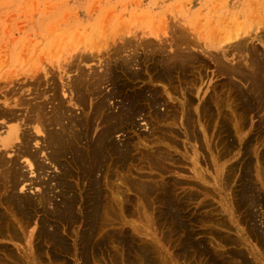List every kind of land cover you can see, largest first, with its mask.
Returning a JSON list of instances; mask_svg holds the SVG:
<instances>
[{
	"label": "rangeland",
	"instance_id": "obj_1",
	"mask_svg": "<svg viewBox=\"0 0 264 264\" xmlns=\"http://www.w3.org/2000/svg\"><path fill=\"white\" fill-rule=\"evenodd\" d=\"M183 30H186L191 37V41L193 43L191 46V50L193 53L195 52L194 56H197L196 58H198V60H201L205 63V67L203 66L198 68L197 66V69L195 70L198 71H194L196 75L193 72L194 68L191 69L193 72V74L191 72L192 78H196V76H198V78H201V81H198V84L196 86L194 85V87H191V84H195V81L193 82L191 81L192 79H190V86L186 85L183 81L178 80L180 79L177 78L179 75H175L177 77L174 80L175 83L173 81L172 84H168V82L165 83L154 81V79H152V74L149 71H146V66H151L153 64V61H145V41L149 40L156 43L161 39H170L168 42L169 46L167 50L168 52H173L174 47L172 48L170 46V43L173 39L175 40L176 35ZM237 34L241 35L242 38H245L247 40L249 39L247 43L250 48V59L252 58L254 60H257L260 62V64L264 65V0H0L1 74L13 69L20 71V68V72H23L25 71V69H28V66L33 64L34 62H38V64L39 62H42L43 64H47L50 66H55L57 62H59L60 64L69 63L73 57L80 54L92 55L95 58L90 62L82 63V65L85 66L86 69L89 68V66H93L94 69L98 71V73L100 71L101 74H105V69L103 67L100 68L99 65L101 64V62H103L104 55L109 56L114 53V51H116L118 54L117 57H121V59H133V63L131 64V68L128 74L129 76H126L127 78L124 76V78L121 77L118 80L119 84H113L114 86L111 82L106 81L105 83H103L104 85H102V88H100V95L106 96V99L108 101L107 110L114 116L118 114L116 117L120 116V118H123L126 117V113H128V116H130L134 112V114L131 115L132 117L130 116V121L125 122L126 124L123 123V128H119V130H117V133L115 131L114 135H111L112 137L110 136V142L112 143L113 141V143L116 144H111V146L114 145L112 147L115 149V155L113 156V159H119H117V161L113 160V162L111 163L107 162L110 165L105 169L106 173L104 172V170H102L101 173H98V177L100 178L102 186L101 189H104L103 193L105 195L106 193H108V195H106L107 199L109 198L108 202L111 201L110 198L112 196L115 197V199L118 198L117 200H115V203H120V200H129L130 202L128 201V203H124L122 201L123 204L121 202V206L115 204L117 208L119 206L118 209L114 206V208L117 209L115 210V212H118V214L116 215L118 216L120 214V217L118 216L117 218L118 220L115 219L117 216L114 214L113 219L116 220V223L114 222V220V223L106 222V224L109 225L108 227L105 223L99 222V224L97 225L99 229L97 230L100 231L101 224L103 225L102 227H104L105 225L108 229H106L105 227L104 229L106 230L96 232V235L93 239L92 248H88L87 245H83V242H85L84 244H87L86 236H81L82 234H86L85 229L87 227L89 228L90 226L88 225L89 223L85 222L87 219H85V215L86 217L88 215V198L92 190L90 186L91 181L87 180V178L89 179V177L86 178L84 174L85 169L80 166H78L77 169L75 167L72 168L73 166H70L69 163H66L69 162V160L64 161L66 160V158H64L62 160V163H66L64 166L69 165L67 166V169H72L71 174L68 176V174H64V168L63 172L62 169V171H60L59 165L56 166L55 163H47L48 160H46L44 154H42V156L40 157L41 160L39 159V161L41 162L44 160L43 163L47 164H43L45 165L44 170H36V172H38L37 174L36 172L33 175L30 174V171H28L29 168L27 167L28 169H26V167L24 166L26 165L24 163V159L20 160L19 162L21 163V167H24H22L23 171H25L24 173H28L26 174L27 177L29 176L30 179H34L33 181L37 180V183L43 182V184H38L36 186L31 185L30 188L27 186L29 189H24L25 191L23 190V193L21 189H17L15 191V194L21 192L18 195L28 196L29 194L36 199L40 195L42 188L45 189V187L47 186L49 191L57 196H55L54 194L52 196V193L50 194L51 200H55V202H53L54 204L51 203V205L47 204L45 211H47L48 209V213H57V215L60 211L58 209V211H56L55 208H58L59 206L62 207V203L66 194L68 196L70 194H73L77 197L76 199L80 198L79 200H77L79 202H77L78 204H76V209L74 208V212L76 214L73 223L77 222L78 224L75 223L74 225L71 221L66 220V218L65 221H62L64 217L61 218L59 217V215L58 217L57 215H55L54 217L48 216L47 218V220H50V225H54V222H58L56 232H54L53 228L51 227L49 228V231H53L57 238H64V240L67 241L66 243H69L68 251L70 252L67 251L66 253H58L59 250H56L57 255L55 256L60 257L58 259L56 258L57 260L54 257V259H52V251H55V249L50 248V242L41 241L40 243L39 239L36 238L38 229H40V226H42V219L44 220V213L42 211V208V210L38 209L40 211L34 214L36 217L32 214L33 218L31 217L30 219H25L26 216H23L21 213H18L15 210H13L11 214L10 208H8V206H0L1 212H5V215L7 216L11 224H14L16 222L15 226L18 227V224L20 225L23 223V221L25 222V224H22L24 226V234L20 232V234L24 236V238L14 241L7 240L6 238H0V246L9 248L11 247L10 249H12L17 256L19 254V256H21L22 254H24L23 252H26L28 250V242L30 241L31 244L32 242H34L37 246L39 245L37 247L34 245V243L32 244L35 257H39V259H34V262L31 261L34 264H38V262H40V264H49V262L50 264H64L65 262L67 264H124L125 261H127L125 263L131 261L133 264H138L140 260L141 262H145L146 264V261H142L143 259H145L144 248L146 247L147 252H151L149 253V256L152 255L155 259L158 260V262L162 261V264H224V262L225 264H264V235H262L264 234V108H262L264 107V105L261 103H257V100L255 101L254 99L253 106L248 107L245 103L244 105H242L243 103L241 102L243 100H241V98L240 100L238 99L239 97L235 99L234 97L236 96L230 87L231 80L227 78V74H224L222 71H220V67L218 66L219 64H217V62H215L211 58V56L207 55V53H205L201 49L202 45H211L212 47L209 48V51H213L216 54V52L218 51L213 49V45L217 46L223 44L231 46V43L237 41V39H229L228 37L235 36ZM120 48H123V53H120L118 51V49ZM232 53L233 52L229 54V61H227L228 65L231 64L232 67L237 66L239 64L237 62H240V66L238 67L247 66L250 64L251 61L249 59V55L247 56V58H245V56L238 55L237 52H234L236 53H233L234 55ZM6 61L8 63H5ZM235 63H237V65ZM2 65L5 66L3 67ZM70 75L74 74L71 73ZM233 79L231 83L235 81L237 85L239 83V87L241 83L239 82V79ZM175 84L178 89L177 87L173 86ZM241 84L242 87L240 86L239 88L240 90L242 89L244 91L246 87L245 84L247 83ZM113 89L115 93L113 92ZM147 91H149L148 93H150L151 91L158 92V96L162 97L161 104L163 105L159 106V108L157 106L155 109L156 112L155 110H150L149 112L146 111L148 115L145 112L144 103L145 92L147 93ZM212 91L215 92L217 97H215V94L214 96H210L214 93H212ZM67 96L69 97L68 93L66 97ZM75 96L76 95H74V93L71 95L72 98H75ZM135 96H138L139 98L137 97L136 99ZM209 96L210 98H208V101L209 99L212 100L213 98L215 102L217 101L216 103L214 101H212V103L208 102L210 103L209 105L213 104L214 102L215 104L219 105V108L217 109L218 106L215 105H208L209 114L208 112H206L205 114L200 110L203 106L202 104L205 103V99ZM66 97L65 100H70V98L67 97V99ZM96 97L99 98L98 96ZM192 98L195 102H193ZM132 99H136L137 103L135 102L132 112H130V110L127 112L126 109L128 108L129 102ZM91 103L92 102L89 100L87 102H82L83 105H77L78 107H71V113L75 109V112H73L72 115L75 116V114L78 113L80 118V115L82 114L84 116L83 117L81 115L82 119H86V117H89L91 115ZM84 105H86V107ZM254 107L256 108V110H253ZM260 107L263 111L260 109ZM195 109L199 111L196 112ZM157 110L160 112H158ZM169 111H171L172 114L177 113V120L169 118V120L167 119V121L162 122L160 121V119H158V121L156 117V120L154 119L155 113L166 114L169 113ZM195 112H200V115L196 114ZM214 112L218 113L214 114ZM151 113L154 114L153 117L151 116ZM212 113L214 114V117L211 116ZM186 114L187 116L189 114L191 115V117L193 116L192 120L196 119L195 121H193L197 124L192 122V130L190 129V127L187 128V125L183 123ZM174 115L172 116L173 118ZM194 115H196L199 120ZM200 116H202V119H200ZM207 116H210L211 118L208 117L207 119ZM76 117H78V115H76ZM203 118H206L205 121ZM90 124L91 127L93 125V129H91L90 127L89 134L92 135L94 134L92 131L94 130L95 132L94 127L96 126H94L95 123L94 121L92 122V120L90 121ZM221 124H223L221 127H224L226 129L223 128V130H220L222 129L219 126ZM236 124L237 126H235ZM103 127L104 125H98L99 132L101 129H103ZM197 127L199 128L196 130ZM124 128L125 130H123ZM190 130L195 133L194 136L190 134ZM224 130H226V133L224 132ZM32 131L33 130H31V132ZM220 131H223L225 134H223V132L221 133ZM234 133L236 135H234ZM5 135L6 134H4L3 136ZM41 136L42 135H40L37 140L35 139L36 142L33 141L34 143L31 144V149H36L35 145L37 141L40 144L43 143V138ZM152 136L157 140L152 139ZM250 140H253V145L249 143ZM157 143L160 144L158 145ZM43 145L45 146L44 143ZM244 146L246 147V149ZM117 149H121L119 150V154L123 153V156L122 154H120V156L116 154L118 153ZM166 151L169 154H166ZM44 152L49 153L50 150L47 149L45 151L44 149ZM125 154H130V156L132 154V157H129L131 160L128 158L129 155L124 158ZM165 155L169 158L165 157ZM149 157L153 158L152 162L154 160L155 165L157 164L159 166L154 167V164L151 166L152 162L150 163L148 161ZM126 159L127 162L129 160L128 163L125 162ZM122 166L124 167V169ZM150 166L153 168H151ZM234 167L236 168V170L234 169ZM115 168L117 170V175H115ZM249 168H252L253 170L251 169L250 172ZM75 169L76 172H74ZM79 169L81 170V173ZM231 169H233L234 171ZM240 170H242L243 172ZM110 172H112V176ZM230 173L233 175L230 176ZM226 175L228 178H226ZM82 176L83 178H81ZM240 176L242 178L244 176V179H242ZM55 177L57 178L55 179ZM62 178L67 179H64L66 182ZM43 179H45V182L43 181ZM224 179H227L228 181ZM240 179L246 180V182H243ZM248 179H250L251 181ZM69 180L71 181L73 186L71 185ZM61 181L66 183V191L68 192L61 193L64 190V188L60 185ZM109 181L113 183H109ZM137 181H143L146 186L150 185L149 187L156 188V193L160 192V194L154 193L153 196H147L145 195V193L141 194V192H145V189L143 188L145 186H143L142 184L143 187H141L139 185L140 182H138V184ZM249 181L251 184L249 183ZM73 182L75 183V185L73 184ZM248 183L250 185L246 187L249 188V191L244 186ZM56 184L59 185V188L56 186ZM124 184H126V186ZM163 184H166L164 185V187L167 186L166 189H168L169 187V191L164 189V187L162 188ZM251 185L255 191L251 189L252 187L250 188ZM136 186L138 187L135 188ZM54 187L57 188L58 193L57 191H55L56 189ZM75 187L78 191L74 189ZM160 188L163 189V192ZM245 188L247 191L245 190ZM3 190L4 189L0 191V195L4 194L3 198H6L7 195L11 194L12 192L11 189H9V191L7 190L6 193H4L5 191ZM75 190L77 192H75ZM164 190H166L168 193L166 192L167 194H164ZM137 192L138 194H141L143 198L145 197L148 202L145 198V201L142 200V196L139 195L141 198L140 199ZM170 193L177 201H175L174 199L172 200L173 202L170 201L172 199L170 197ZM168 194L170 195L168 196ZM244 194L246 196H244ZM249 194H252L253 196L248 197L247 195ZM82 196H84L83 199ZM166 197H170L168 198L169 200H167ZM159 198L163 199L162 202H160L161 199ZM254 198H260V200L262 201L256 200L255 202ZM59 199L61 200V202ZM242 199L244 200V202L246 201L248 205L245 202L246 205L243 204L245 206H243L242 204L240 206L239 203H242ZM139 200L141 201L140 203ZM240 200L242 201L240 202ZM142 201H144V203ZM181 201L183 202V204ZM258 201L260 203H257ZM165 202H169L168 205L171 202L173 203V205L175 203H180L183 206L185 203V206L183 207L182 205H180V207L176 204L174 206V209L177 207V210L174 211L172 204L168 206L166 205L167 203L165 204ZM56 203L58 204V207H55ZM129 203H131L132 205H130ZM142 203L144 205H142ZM127 204L129 205L127 206ZM140 205L142 208L139 207ZM148 205L153 206H151L150 208V206ZM50 206L51 208H53L52 210ZM84 206L88 210L84 209ZM81 207H84V210ZM180 208H183V210H181ZM160 209L161 211L170 210L166 211V213L168 215L171 214V216L169 217L165 214V212L162 211L163 216H165L162 217L161 212H159ZM171 209H173V211L177 213V215H180L182 217L177 216L173 211H171ZM179 209L181 210V212H183L181 213ZM214 211L218 215H216ZM178 212H180V214H178ZM181 214L186 215L184 216ZM15 215L19 218H17ZM102 215L104 214L102 213ZM166 216H168V218ZM183 216L186 218L185 221H183ZM194 216L199 217L196 218ZM22 217L25 218L22 219ZM65 217H67V215ZM176 217H179L178 221ZM12 218L15 219V222H12ZM180 219L182 221H180ZM221 219L225 221L224 224H220L223 222ZM164 221L170 224L167 225ZM173 221L175 222L173 223ZM190 222L192 223L190 224ZM84 224L88 226L86 227ZM110 226L112 228H110ZM187 226H189V228ZM102 227L101 230H103ZM169 229L171 232L168 231ZM173 229L175 233L173 232L174 234H171ZM252 229H256L254 231L255 234L253 235ZM257 230L260 233L262 232V234H259ZM102 232H104L105 235H103ZM113 232H115L117 235ZM192 232L195 233V235ZM63 234H65L66 236ZM126 234L129 235L127 236ZM257 234H259V236H257ZM191 235H194L195 238ZM255 235L257 237H255ZM30 236L32 237L30 238ZM96 236L98 238H96ZM122 237H126L125 240L128 239L126 240L127 246H129V244L132 245L131 243H133L132 246L128 247L129 250H126L125 254H123L124 250L121 247H119L120 249L117 248V243L118 241L120 243ZM260 237H263V239ZM132 239L134 241H132ZM259 240L263 242L261 243ZM109 241H113L116 243L113 244V242L110 243ZM185 241L187 245H185ZM201 241L203 242L201 243ZM78 242L80 245H78ZM189 242H191L192 244ZM196 242H198V245L196 244ZM101 243L103 246L101 245ZM106 243H109L108 247ZM203 243H206L207 245ZM115 245L117 246L116 249L118 251L115 250ZM219 245H222V248ZM34 246L40 250H37ZM97 246L99 247V250ZM104 246H106V248ZM184 246H187V248H184ZM192 246H194V248ZM204 246L206 247L205 252L203 249ZM93 247L95 248L94 250ZM135 247H137V249ZM208 248L210 252L207 250ZM139 249H143L144 254ZM77 250L81 252H77ZM82 250L84 251V253H82ZM183 250H187L188 252L186 251L187 253H185V251ZM117 252L122 253L123 257L119 253L121 259H119V255H117ZM218 252L220 255L218 254ZM0 253L1 260L3 253ZM135 253L136 255H139L138 257H142V259H139L138 262V258L136 257ZM73 254L75 255L74 259ZM92 254H94V256ZM161 255H163V257ZM237 255L241 257L238 258ZM128 256L133 257H131L130 259ZM152 256H150V264L155 263V261L157 262V260L152 258ZM233 256L235 258H233ZM134 257L136 258L137 263L134 262L135 260H132L135 259ZM243 257L246 259L243 260ZM88 258L90 259L89 262ZM37 260L39 261L37 262ZM54 260H56L57 262H54ZM121 260L122 263H119V261ZM23 261H25V259ZM7 262L8 264H12L9 260H4L3 264H6Z\"/></svg>",
	"mask_w": 264,
	"mask_h": 264
},
{
	"label": "bare ground",
	"instance_id": "obj_2",
	"mask_svg": "<svg viewBox=\"0 0 264 264\" xmlns=\"http://www.w3.org/2000/svg\"><path fill=\"white\" fill-rule=\"evenodd\" d=\"M237 21V20H236ZM238 25V24H237ZM175 37V36H174ZM229 39H234V40H236L237 39V41H235V42H233V43H231V46H227V45H223V44H220V45H217V46H215V45H213L214 47H213V49H215V50H217L218 52H216V54L213 52V51H209V48H211L212 46L211 45H202V50L205 52V53H207V55H209V56H211V58L215 61V62H217V64H219L218 66L220 67V71H222L224 74H227V78H229L230 80H231V82H232V79L233 78H237V79H239V82H241V83H247V84H245L246 85V87H245V89H246V91H245V89H244V91L242 90H240V86L242 85L241 83H240V86L238 87V85H239V83H238V85H237V83L235 82H233V83H231L230 82V87H231V89H232V91H233V93L235 94V96L236 97H234L235 99H237L238 97V99L240 100V98H241V100H243L241 103H243L242 105H244V103L246 104V106H253V101H254V99H255V101L257 102V103H261V104H263L264 105V65L263 64H260V62L259 61H257V60H254V59H250V48H249V46H248V40L247 39H245V38H242V36L241 35H239V34H237V35H235V36H230V37H228ZM227 38V39H228ZM172 39H173V37H172ZM171 39V40H172ZM169 40L170 39H166V40H163V39H161V40H159V42H153V41H145V61L147 60V62L148 61H153V64L151 65V66H146V71H149L151 74H152V79H154V81H159V82H168V84L170 83V84H172L173 83V81L175 80V78L177 77V76H175V75H179L177 78H180V79H178V80H181V81H183L186 85H189V84H191L190 82L191 81H195L194 83L195 84H191V87L193 86L194 87V85L196 86L197 84H198V81H201V78L199 77L198 78V76H196V78H192V74H193V72L195 71V72H197L195 69H197V66H198V68H200V67H205V63L204 62H202L201 60H198V58H196L197 56H194V53L192 52V50H191V46H192V41H191V37H190V35H189V33L186 31V30H183V31H181L179 34H177L176 35V37H175V40L173 39L172 41H171V43H170V46L173 48L174 47V50H173V52H168V50H167V48H168V46H169V44H168V42H169ZM250 45V44H249ZM183 46H185V47H183ZM257 49V48H256ZM123 48H120V49H118V51L121 53H123ZM251 51H254V50H251ZM168 52V53H167ZM214 54H213V53ZM231 52H237V54L238 55H240V56H245V58H247V56L249 55V59H250V64L249 65H247V66H241V67H238V66H240V62H237V63H239L238 65H237V63H235L237 66H233L232 67V65L230 66V65H228L227 64V61H229V59H228V57H229V54L231 53ZM232 53V54H233ZM257 53V52H256ZM111 54V53H110ZM234 54H236V53H234ZM233 54V55H234ZM243 54H245V55H243ZM196 55V54H195ZM232 55V56H233ZM252 55V54H251ZM255 55V54H254ZM108 55H104V60H103V62H101V64L99 65L100 66V68L101 67H103L105 70V74L104 73H102L101 74V72L99 71V73H98V71L96 70V69H94V67L92 66H89V68H87L86 69V67L85 66H83L82 65V63L83 62H90V61H92V60H94L95 58H94V56H92V55H77V56H75V57H73L72 58V60L69 62V63H64V64H60L59 62H57L56 64H55V66H50V65H45V64H43L42 62H39V64H38V62H34L33 64H31V65H29L28 67V69H25V71H23V72H20L21 71V68H20V71H18V70H15V69H13V70H11V71H6V72H3L2 74L0 73V191H2V189H4L3 191H5L4 193H6V191L8 190L9 191V189H11V194H9V195H7V197L6 198H3L4 197V194H2V195H0V206H2V205H4V206H8V208H10V212H11V214H12V212H13V210H15V211H17L18 213H21L23 216H26V218L25 219H30L31 217H32V214L34 215V214H36V213H38L40 210H38V209H41L42 211H43V213H44V220L42 219V222H41V225L42 226H40V229H38V234H37V239H39V242L41 243V241H46V242H50V248L51 249H55V251H52V255H51V258L52 259H58L60 256H55V255H57V253H56V250H59V251H62V252H59L58 251V253H66L68 250H69V243L67 244L66 242V240H64V238H57L56 236H55V234H54V232H56V230H57V225H58V222H54L55 224L53 225V224H51L50 225V220L48 219L47 220V218H48V216L50 217V216H52V217H54L55 215H57V213L56 214H50V213H48L47 211H49L48 209H47V211H45L46 210V205L48 204V205H51V203H53V202H55V200L54 201H52L51 200V196H50V194L52 193V192H50L49 191V189L47 188V186L45 187V189H43L42 188V191H41V193H40V195L35 199V198H33V196H30L29 194H28V196L27 195H24V196H22V195H18V194H20V193H18V194H15V191L17 190V189H21L22 190V193H23V190L24 189H29L30 188V186L32 185H38V184H43V182H40V183H37V180L36 181H33L32 179H30L29 178V176L27 177V175L26 174H28V173H24L25 171H23V169H22V167H21V163H19L20 162V160H22V159H24V163L26 164V165H24L25 167H26V169H28L29 168V170L28 171H30V174H34L35 172H36V170H44V168H45V165L47 164V163H55L56 164V166H60L59 167V169H60V171H62L63 170V168H64V170H65V172H64V170H63V172H64V174H68V176L71 174V170L69 169H67V166H73L72 168H76L77 169V167L78 166H80V167H83V169H85V172H84V174H85V176H86V178L87 177H89V179L87 178V180H90L91 181V194H90V196H89V202H88V205H89V210L85 207H83L84 209H86V210H88V215H87V217H86V215H85V219L87 218L88 219V221H87V219H86V221L85 222H87V223H89L88 225H90L89 226V228L85 225V224H87V223H85L84 225L88 228H86L85 230H86V234H82L81 236H86V241H87V244H84L85 242H83V245L85 246V245H87V247L89 248V247H91L92 248V246H93V239H94V237H95V235H96V232H98L99 230H97V229H99V227H97V225L99 224V222H103V223H105L106 224V222H113V217H114V214L116 215V214H118V212L116 213L115 212V210H117L118 208H119V206H121L122 204H123V202L125 203V202H127L128 203V201H119L120 203L122 202V204H120V203H118V202H116L115 203V200H117V199H115V197H111L110 199H111V201L110 202H108V200H109V198L107 199V196L106 195H108V193H106V195L103 193L104 191V189L102 190L101 189V182H100V178L98 177V173H101V171L102 170H104V172H105V169L110 165L109 163H107V162H113V160L115 161H117V159H119V158H117V157H115V158H117V159H113V156L115 155V149L112 147V146H114V145H116V144H114L113 143V141H112V143L114 144V145H112L111 146V142H110V138L112 137L111 135H114V132L116 131V133L118 132L117 130H119V128H123V123H125V122H129L130 121V119H131V115L132 114H134V112L130 115V116H128V113H126V117H121L120 118V116H118V117H116L118 114H116L115 116L110 112H108V110H107V107H108V105H107V103H108V101H107V99H106V96H103V95H100L101 94V92H100V88H102V85H104L103 83H105L106 81L107 82H111L112 83V85L114 84V85H117V84H119V82H118V80L121 78V77H126V76H129L128 74H129V70H130V68H131V64L133 63V59L131 58V59H129V58H122L121 59V57H117L118 56V54H117V52L116 51H114V53H112L111 55H109L108 57H107ZM244 58V57H243ZM201 59V58H200ZM245 60H247V59H245ZM233 61H234V58H233ZM246 62V61H245ZM249 62V61H248ZM247 62V63H248ZM5 63H8L7 61L5 62ZM11 63V62H10ZM149 64V63H148ZM10 65V64H9ZM242 65V64H241ZM245 65V64H244ZM3 66V65H2ZM5 66V65H4ZM3 66V67H4ZM8 66V65H7ZM6 66V67H7ZM217 66V67H218ZM243 67V68H242ZM15 68V67H14ZM194 68V70H193V72H192V70L191 69H193ZM98 69V68H97ZM219 69V68H218ZM100 70V69H99ZM219 71V70H218ZM191 72H192V74H191ZM195 72H194V74H195ZM71 73H73L74 75H70ZM76 73V74H75ZM151 74H150V76H151ZM199 74V73H198ZM197 74V75H198ZM224 74H223V76H224ZM147 75V74H146ZM196 75V74H195ZM132 76V75H131ZM130 76V77H131ZM148 76V75H147ZM123 77V78H124ZM129 77V78H130ZM136 77H137V75H136ZM193 77H194V75H193ZM127 78V77H126ZM126 78H125V80H126ZM190 79H192L191 81H189ZM200 79V80H199ZM124 80V81H125ZM127 80H130V79H127ZM177 80V79H176ZM234 80V79H233ZM118 82V83H117ZM122 82V81H121ZM124 83V82H123ZM174 83H175V81H174ZM188 83V84H187ZM122 84V83H121ZM229 84V83H228ZM233 84V85H232ZM110 85V84H109ZM111 85V86H112ZM113 85V86H114ZM112 86V87H113ZM119 86V85H118ZM173 86H175V87H177L176 86V84L175 85H173ZM190 86V85H189ZM220 86V85H219ZM116 87V86H115ZM242 87V86H241ZM244 87V86H243ZM174 88V87H173ZM172 88V89H173ZM190 88V87H189ZM121 89V88H120ZM175 89V88H174ZM177 89H178V87H177ZM187 90H188V88H187ZM190 90H192V89H190ZM156 91V90H155ZM153 92V91H151L150 93H148L149 91H147V93L145 92V112L146 111H150V110H155L156 109V107L158 106V108H159V106H163L162 104H161V98L162 97H160V96H158V92ZM217 91V90H216ZM113 92H114V89H113ZM119 92V91H118ZM191 92V91H190ZM214 91H212V93H213ZM230 92V91H229ZM67 93L69 94V97L68 98H70V100H65V97H66V95H67ZM74 93V95H76L75 96V98H72L71 97V95ZM115 93V92H114ZM217 93V92H216ZM71 94V95H70ZM191 94V93H190ZM214 94H215V92L213 93V95L211 94L210 96H214ZM231 94V93H230ZM233 94V95H234ZM100 95V96H99ZM114 95V94H113ZM232 95V96H233ZM96 96H98L99 98H97ZM191 96V95H190ZM210 96L209 97H207L206 99H205V103H204V101H203V103L204 104H202L201 106H202V108H201V110L200 111H202V113L204 112L205 114H206V112H208V114H209V106H218L217 107V109L219 108V105H217V104H215L216 102H215V100H214V98L212 99V97H211V99L212 100H210L209 99V101H208V98H210ZM66 97V98H67ZM96 97V98H95ZM107 97H108V95H107ZM136 97V96H135ZM138 97V96H137ZM137 97H136V99H137ZM142 97V96H141ZM215 97H217L216 96V94H215ZM67 98V99H68ZM139 98V97H138ZM231 98V97H230ZM233 98V97H232ZM136 99L134 100V99H132V100H130V102H129V106H128V108L126 109V111L128 112L129 110H130V112H132V110H133V107H134V105H135V102H136ZM193 99V98H192ZM91 101L92 103H91V115L89 116V117H86V119H82V117H81V115H80V118H79V114L77 113V114H75V116L74 115H72V113L73 112H75V109H74V111L71 113V111H72V108L73 107H76L77 105H83V104H85V103H83L82 104V102H87V101ZM138 100H140V99H138ZM137 100V101H138ZM141 101H142V99H141ZM212 101H214L213 102V104H211V105H209L210 103H212ZM193 102H195L194 101V99H193ZM208 102H210V103H208ZM137 103V102H136ZM87 104V103H86ZM89 104V103H88ZM209 105V106H208ZM227 105V104H226ZM255 105V104H254ZM257 105V104H256ZM85 107H86V105H84ZM138 106V105H137ZM245 106V107H246ZM261 106V105H260ZM72 107V108H71ZM78 107V106H77ZM176 107V106H175ZM184 107V106H183ZM262 107V106H261ZM261 107H260V109H261ZM80 108V107H79ZM89 108V107H88ZM169 108H170V106H169ZM173 108V107H172ZM262 108H264V107H262ZM136 109V108H135ZM166 109V108H165ZM199 109V108H198ZM211 109V108H210ZM215 109H216V107H215ZM243 109V108H242ZM241 109V110H242ZM245 109V108H244ZM259 109V108H258ZM140 110V109H139ZM169 110H171V109H169ZM196 110V109H195ZM252 110V109H251ZM253 110H256V108L254 107V109ZM262 110V109H261ZM83 111V110H82ZM110 111V110H109ZM138 111V110H137ZM158 111V110H157ZM166 111V110H165ZM173 111V110H172ZM197 111H199V110H196V112ZM215 111V110H214ZM218 111V110H217ZM260 111V110H259ZM263 111V110H262ZM129 112V113H130ZM155 112H156V110H155ZM158 112H160V111H158ZM185 112V111H184ZM195 112V113H196ZM212 112H213V110H212ZM219 112V111H218ZM218 112H214V114L215 113H218ZM233 112V111H232ZM250 112V111H249ZM261 112V111H260ZM136 113H138V112H136ZM147 113V112H146ZM174 114H176V115H174ZM185 114V113H184ZM196 114H199L200 115V112H198V113H196ZM205 114H204V116H205ZM211 114V113H210ZM213 113H212V115L211 116H213L214 115ZM76 115H78V117H76ZM125 115V114H124ZM147 115H148V113H147ZM174 115V118L172 117ZM236 115V114H235ZM83 116V115H82ZM150 116V115H149ZM148 116V117H149ZM151 116L153 117L154 116V114H152L151 113ZM176 116V117H175ZM180 116V115H179ZM194 116H196V115H194ZM203 116V115H202ZM202 116H200V119H202ZM84 117V116H83ZM157 118V120L158 119H160V121H162V122H164V121H167V119L169 120V118H172V119H176L177 120V113H173L172 114V112L171 111H169V113H162V114H158V113H155V116H154V119L156 120V118ZM193 117V116H192ZM192 117H191V115L189 114L188 116H187V114L185 115V118H184V121H183V123H185V125H187L186 127L187 128H189L190 127V129H191V127H192V122H194L193 120H192ZM208 117H210V116H207V119H208ZM214 117V116H213ZM237 117V116H236ZM264 117V116H263ZM196 118H197V116H196ZM211 118V117H210ZM146 119V118H145ZM149 119V118H148ZM152 119V118H151ZM198 119V118H197ZM204 119V118H203ZM206 119V118H205ZM205 119H204V121H205ZM215 119V118H214ZM232 119V118H231ZM235 119V118H234ZM92 120V122L94 121V126H96V127H94V129H95V132H94V130L92 131L94 134H89V129H90V127H91V124H93V123H91L90 124V121ZM171 120V119H170ZM173 120V121H174ZM199 120V119H198ZM209 120H211V119H209ZM216 120V119H215ZM236 120V119H235ZM159 121V120H158ZM202 121V120H201ZM213 121V120H212ZM211 121V122H212ZM176 122V121H175ZM180 122V121H179ZM181 122H182V120H181ZM180 122V123H181ZM199 122V121H198ZM233 122H234V120H233ZM132 123V122H131ZM155 123V122H154ZM160 123V122H159ZM194 123H196V122H194ZM200 123V122H199ZM236 123H237V121H236ZM263 123H264V121H263ZM104 125V127H103V129H101L100 130V132H99V128H98V125ZM126 124V123H125ZM176 124V123H175ZM174 124V125H175ZM197 124V123H196ZM217 124V123H216ZM219 124V123H218ZM158 125H161V124H158ZM172 125H173V123H172ZM180 125V124H179ZM195 125V124H194ZM193 125V126H194ZM223 124H221V125H219L220 127L222 126ZM127 126V125H126ZM196 126V125H195ZM194 126V127H195ZM235 126H237V124L235 125ZM92 127H93V125H92ZM91 127V129H93ZM185 127V128H186ZM219 127V128H220ZM102 128V127H101ZM199 127H197L196 128V130L198 129ZM204 128V127H203ZM222 129H220V130H223V128L224 127H221ZM224 129H226V128H224ZM230 129H231V127H230ZM238 129V128H237ZM31 130H33L32 132H31ZM121 130V129H120ZM123 130H125V128L123 129ZM122 130V131H123ZM172 130V129H171ZM186 130H188V129H186ZM192 130V129H191ZM190 130V131H191ZM194 130V129H193ZM234 130H236V129H234ZM98 131V132H97ZM226 130H224V132H225ZM238 131V130H237ZM240 131V130H239ZM192 132V133H191ZM190 132V134H192L193 136L195 135V133L193 132V131H191ZM199 132V131H198ZM197 132V133H198ZM221 132V131H220ZM223 132V131H222ZM221 132V133H222ZM223 132V134H225ZM171 133V132H170ZM236 133V132H235ZM234 133V135H236ZM4 134H6L5 136H3ZM199 134V133H198ZM227 134H229V133H227ZM40 135H42L41 137L43 138V140H42V142L45 144V146L43 145V143L42 144H40V143H38V141H37V143H36V149L35 150H33L34 148H32L31 149V144H33L34 142H36V140H37V138H39V136ZM230 135H232V134H230ZM238 135V134H237ZM89 136H90V139H89ZM111 136V137H110ZM191 136V135H190ZM227 136V135H226ZM40 137V138H41ZM153 137V136H152ZM151 137V138H152ZM197 137V136H196ZM195 137V138H196ZM229 137H233V136H229ZM157 138V137H156ZM36 139V140H35ZM150 139V138H149ZM152 139H155L154 137L152 138ZM228 139V138H227ZM39 140V139H38ZM155 140H157V139H155ZM34 141V142H33ZM86 141V142H85ZM154 141V140H153ZM225 141V140H224ZM223 141V142H224ZM252 142H253V140L251 141L250 140V144L251 145H253L252 144ZM231 143V142H230ZM229 143V144H230ZM248 143V144H249ZM158 144V143H157ZM160 144V143H159ZM158 144V145H159ZM173 144V143H172ZM227 144V143H226ZM42 145H43V147H42ZM161 146V145H160ZM246 146V145H245ZM244 146V147H245ZM125 147V146H124ZM230 147V146H229ZM244 147H243V149H244ZM250 147H252V146H250ZM117 148V147H116ZM119 148V147H118ZM127 148H128V146H127ZM44 149H45V151L47 150V149H49L50 150V152L49 153H46V152H44ZM165 149H167V148H165ZM170 149V148H169ZM245 149H246V147H245ZM118 150V149H117ZM119 150H121V149H119ZM119 150H118V153H116V154H118L119 156H120V154H122V156H123V153H120L119 154ZM158 150V149H157ZM156 150V151H157ZM172 150V149H171ZM170 150V151H171ZM125 151V150H124ZM123 151V152H124ZM127 151V150H126ZM121 152V151H120ZM131 153V152H130ZM166 154H169V153H167V151L165 152ZM42 154H44V156L46 157V160H48L47 161V163L45 164V163H43V161H39V159H40V157L42 156ZM117 155V156H118ZM129 155V156H128ZM128 155H124V158L126 157V156H128V158L129 157H132V154H131V156H130V154H128ZM118 156V157H119ZM148 156V155H147ZM146 156V157H147ZM165 157H168V156H166L165 155ZM64 158H66V160H64V161H67V160H69V162H66L67 164L69 163V165H66V166H64L65 164H64V162L62 163V160L64 159ZM169 158V157H168ZM43 159H45V158H43ZM130 159V158H129ZM149 160V162L151 163L152 162V159L153 158H148ZM150 159H151V161H150ZM41 160V159H40ZM45 160V161H46ZM122 160V159H121ZM121 160H120V162H121ZM125 160V159H124ZM123 160V161H124ZM131 160V159H130ZM147 161V162H148ZM119 162V163H120ZM126 163H128L129 162V160H128V162H127V159H126V161H125ZM124 163V162H123ZM149 163V164H150ZM23 164V163H22ZM43 164H45V165H43ZM54 164V165H55ZM114 164H115V162H114ZM114 164H112V165H114ZM154 164V167H158L159 165H155V161L153 160V162L151 163V166ZM62 165H63V167H62ZM252 165V164H251ZM124 166V165H123ZM122 166V167H123ZM150 166V167H151ZM28 167V168H27ZM62 167V168H61ZM114 167H116V166H114ZM114 167H113V170H114ZM121 167V166H120ZM251 167V166H250ZM24 168V167H23ZM53 168V167H52ZM118 168V167H117ZM151 168H153V167H151ZM247 168V167H246ZM253 168V167H252ZM251 168V169H252ZM62 169V170H61ZM76 169H75V171L74 172H76ZM82 169V168H81ZM82 169V170H83ZM121 169V168H120ZM123 169H124V167H123ZM234 169L236 170V168L234 167ZM250 169V168H249ZM249 169H248V171H249ZM251 169H250V172H251ZM48 170V169H47ZM80 170V169H79ZM112 170V171H113ZM115 170H116V168H115ZM231 170H233V169H231ZM253 170V169H252ZM58 171V170H57ZM84 171V170H83ZM108 171V170H107ZM111 171V170H110ZM234 171V170H233ZM233 171H231V172H233ZM240 171H242V170H240ZM246 171V170H245ZM27 172V171H26ZM59 172V171H58ZM116 172V174L115 175H117V170L115 171ZM243 172V171H242ZM38 172H36V174H37ZM42 173V172H41ZM44 173H46V172H44ZM49 173V172H48ZM79 173V172H78ZM80 173H81V170H80ZM106 173V172H105ZM109 173V172H108ZM112 172H110V174H111ZM241 173V172H240ZM248 173V172H247ZM58 174V173H57ZM231 174V173H230ZM243 174V173H242ZM246 174V173H245ZM257 174H258V172H257ZM39 175V174H38ZM37 175V176H38ZM73 175V174H72ZM75 175V174H74ZM78 175V174H77ZM106 175V174H105ZM109 175V174H108ZM114 175V176H115ZM120 175V174H119ZM233 174H231L230 176H232ZM247 175V174H246ZM64 176V175H63ZM66 176V175H65ZM110 176V175H109ZM111 176H112V174H111ZM114 176H113V178H114ZM51 177V176H50ZM71 177V176H70ZM75 177V176H74ZM222 177V176H221ZM241 177V176H240ZM246 177V176H245ZM259 177H260V175H259ZM32 178V177H31ZM41 178V177H40ZM52 178H53V176H52ZM52 178H50V179H52ZM57 177H55V179H56ZM59 178V177H58ZM67 178V177H66ZM73 178V177H72ZM72 178H70V179H72ZM76 178V177H75ZM81 178H83V176L81 177ZM92 178V179H91ZM105 178V177H104ZM146 178V177H145ZM226 178H228L227 177V175H226ZM242 178V177H241ZM249 178V177H248ZM42 179V178H41ZM40 179V180H41ZM63 179V178H62ZM61 179V180H62ZM65 179V178H64ZM63 179V180H64ZM68 179V178H67ZM67 179H65V180H67ZM107 179H109V178H107ZM131 179V178H130ZM242 179H244V176H243V178ZM39 180V179H38ZM62 180V181H63ZM64 180V181H65ZM112 180V179H111ZM132 180V179H131ZM224 180H226V181H228L227 179H224ZM223 180V181H224ZM237 180H238V178H237ZM241 180V179H240ZM248 180H250V179H248ZM42 181V180H41ZM43 181L45 182V179H43ZM49 181V180H48ZM50 181H52V180H50ZM60 182V185L64 188V190L63 189H60V190H63L61 193H63V192H68V191H66V188H67V186H66V183H64V182ZM70 181V180H69ZM84 181V180H83ZM113 181V180H112ZM241 181H245L246 182V180H241ZM251 181V180H250ZM250 181H249V183H250ZM39 182V181H38ZM47 182V181H46ZM66 182V181H65ZM68 182V181H67ZM115 182V181H114ZM138 182H140V184L138 183ZM242 182V183H243ZM248 182V181H247ZM48 183V182H47ZM69 183V182H68ZM70 183H71V181H70ZM109 183H113V182H110L109 181ZM137 183L141 186V187H143V186H145V187H143L144 189H145V192H141V194L142 193H145V195H147V196H153V194L155 193V194H157L156 193V191H157V189L156 188H153V187H149L148 185L146 186L145 184H144V182L143 181H137ZM247 184V185H244L245 187L246 186H248V185H250V184ZM55 184V183H54ZM73 184L75 185V183L73 182ZM77 184V183H76ZM85 184V183H84ZM128 184V183H127ZM142 184H143V186H142ZM244 184V183H243ZM71 185H72V183H71ZM80 185V184H79ZM78 185V186H79ZM87 185V184H86ZM110 185H112V184H110ZM125 186H126V184H124ZM138 185V186H139ZM160 185H162V184H160ZM159 185V186H160ZM164 185H166V184H163V186H162V188L164 187ZM253 185V184H252ZM252 185L250 186V188L252 187ZM29 188H28V187ZM41 186H45V185H41ZM56 186L58 187L59 185H57L56 184ZM73 186V185H72ZM71 186V187H72ZM78 186H77V189H78ZM81 186H82V184H81ZM109 186V185H108ZM107 186V187H108ZM117 186V185H116ZM138 186H136L135 188H137ZM226 186V185H225ZM110 187H112V186H110ZM124 187V186H123ZM156 187V186H155ZM161 187V186H160ZM167 187V186H166ZM166 187H164V189H166ZM32 188V187H31ZM56 190L55 191H57V188L56 187H54ZM54 188H53V190H54ZM59 188V187H58ZM80 188V187H79ZM83 188V187H82ZM104 188V187H103ZM133 188V187H132ZM157 188H159V187H157ZM162 188H160L161 189V191L163 190ZM247 188V187H246ZM246 188H245V190H246ZM74 189H76V187L74 188ZM76 189V190H77ZM81 189V188H80ZM86 189V188H85ZM108 189V188H107ZM168 189H169V187H168ZM168 189H166L167 191H169ZM251 189H253V187L251 188ZM255 189H256V187H255ZM38 190V189H37ZM51 190V189H50ZM59 190V189H58ZM75 190V192H77ZM82 190V189H81ZM87 190V189H86ZM125 190H126V188H125ZM166 190H164L165 191V193L164 194H167L168 192L166 191ZM244 190V191H245ZM247 190L249 191V188H247ZM246 190V191H247ZM254 190V189H253ZM25 191V190H24ZM28 191V190H27ZM40 191V190H39ZM52 191V190H51ZM71 191V190H70ZM83 191V190H82ZM111 191V190H110ZM139 191V190H138ZM159 191V190H158ZM244 191H243V193H244ZM250 191H252V190H250ZM255 191V190H254ZM36 192H38V191H36ZM72 192V191H71ZM106 192H107V190H106ZM140 192V191H139ZM163 192V191H162ZM161 192V193H162ZM167 192V193H166ZM258 192V191H257ZM257 192H255V193H257ZM25 193V192H24ZM57 193H58V191H57ZM86 193V192H85ZM88 193V192H87ZM242 193V192H241ZM242 193V194H243ZM252 193V192H251ZM254 193V194H255ZM37 194V193H36ZM53 194L54 193H52L51 195L53 196ZM137 194H138V192H137ZM141 194H138V196L140 195V196H142ZM158 194H160V192L158 193ZM171 194V193H170ZM170 194H168V196L170 195ZM246 194V193H245ZM244 194V196H246ZM248 194V193H247ZM253 194V193H252ZM247 195L248 197L249 196H253V195ZM55 195V194H54ZM144 195V194H143ZM55 196H57V195H55ZM61 196V195H60ZM63 196H64V194H63ZM118 196V195H117ZM123 196V195H122ZM140 196H139V198H140ZM255 196V195H254ZM83 197L84 196H82V199H83ZM119 197V196H118ZM130 197V196H129ZM157 197V196H156ZM159 197V196H158ZM170 197L172 198L170 201H172L173 199L175 200V198H173V195L171 194L170 195ZM170 197H168V198H170ZM247 197V198H248ZM258 197V196H257ZM62 198V197H61ZM77 197L75 196V195H73V194H70L69 196L66 194L65 195V197H64V200H63V203H62V207H58L57 205V203L55 204V207H58V208H55V210L56 211H60V212H58V215H59V217H64L63 219H62V221H65V218H66V220H68V221H71L72 223H73V221H74V219H75V212H74V208L76 207V204H78L77 202H79V201H77V200H79V199H76ZM145 198V197H144ZM143 198V196H142V200H144L145 201V199ZM148 198V197H147ZM150 198V197H149ZM163 198V197H162ZM162 198H159V199H161V201L160 202H162ZM165 198V197H164ZM167 198V197H166ZM167 198V200H169ZM256 198V197H255ZM254 198V200H255V202H256V200H260V198L259 199H255ZM132 199V198H131ZM141 199V198H140ZM157 199V198H156ZM185 199V198H184ZM246 199V198H245ZM60 200V199H59ZM87 200V199H86ZM138 200V199H137ZM149 200V199H148ZM243 200V199H242ZM242 200H240V202L242 201ZM247 200V199H246ZM82 201H84V200H82ZM144 201H142L143 203H144ZM146 201H147V199H146ZM175 201H177V200H175ZM249 201V200H248ZM260 201H262V200H260ZM60 202H61V200H60ZM130 202V201H129ZM141 201L139 200V203H140ZM148 202V201H147ZM173 202V201H172ZM179 202V201H178ZM182 202V201H181ZM244 202V200L242 201V203H239L240 204V206H241V204L243 205V204H245V202ZM250 202V201H249ZM81 203V202H80ZM83 203V202H82ZM135 203V202H134ZM138 203V204H139ZM142 203V205H144ZM151 203V202H150ZM154 203V202H153ZM159 203V202H158ZM163 203H164V201H163ZM163 203H161V204H163ZM167 203V204H166ZM168 203L169 202H165V204L166 205H168ZM175 203V202H174ZM247 203V202H246ZM257 203H260L259 201L257 202ZM263 203H264V201H263ZM54 204V203H53ZM115 204H118L119 206H118V208L116 207V205ZM130 205H132L131 203H129ZM129 204H127V206L129 205ZM147 204V203H146ZM145 204V205H146ZM170 204H172V206H173V209H174V206L177 204V205H182L183 204V202H182V204H178V203H175L174 205H173V203H171L170 202ZM169 204V205H170ZM82 205V204H81ZM134 205V204H133ZM154 205V204H153ZM153 205H148V206H150V208H151V206H153ZM168 205V206H169ZM246 205V204H245ZM245 205H243V206H245ZM247 205H248V203H247ZM251 205V204H250ZM83 206V205H82ZM114 206L117 208H114ZM147 206V207H148ZM183 206V205H182ZM184 206H185V203H184ZM183 206V207H184ZM49 207V206H48ZM139 207H141V205L139 206ZM144 207V206H143ZM155 207V206H154ZM164 207H165V205H164ZM181 207V206H180ZM3 208V207H2ZM5 208H7V207H5ZM50 208H51V206H50ZM49 208V209H50ZM82 208V207H81ZM82 208V209H83ZM121 208V207H120ZM127 208V207H126ZM142 208V207H141ZM161 208V207H160ZM171 208V207H170ZM177 208V207H176ZM174 209V211L175 210H177V209ZM242 208V207H241ZM53 208H51V210H52ZM58 209V210H57ZM76 209V208H75ZM83 209V210H84ZM139 209V208H138ZM155 209V208H154ZM162 209V208H161ZM161 209H160V211L159 212H161V214L163 213V212H165V214L166 215H168L167 213H166V211H170V210H162L161 211ZM166 209H167V206H166ZM169 209V208H168ZM173 209H171V211H173ZM181 210H183V208H180ZM179 209V211L181 212V210ZM8 210V209H7ZM12 210V211H11ZM81 210V209H80ZM55 211V212H56ZM147 211V210H146ZM173 211V212H174ZM180 212H178V214H180ZM183 212V211H182ZM181 212V213H182ZM185 212H186V210H185ZM213 212V211H212ZM6 213H7V211H6ZM42 213V212H41ZM42 213V214H43ZM65 215H64V214ZM86 213V212H85ZM102 213L104 214V215H102ZM120 213V212H119ZM175 213V212H174ZM214 213H216L215 211H214ZM145 214V213H144ZM147 214V213H146ZM176 215H177V213H175ZM58 215H57V217H58ZM67 215V217H65ZM120 215V214H119ZM118 215V216H119ZM181 215H186V214H181ZM192 215H194V214H192ZM216 215H218L217 213H216ZM12 216V215H11ZM16 216V215H15ZM35 216V215H34ZM77 216V215H76ZM84 216V215H83ZM117 216V215H116ZM118 216L115 218V219H117L118 218ZM169 217L171 216V214L170 215H168ZM168 216H166L167 218H168ZM177 216H180V215H177ZM183 216V217H184ZM191 216V215H190ZM17 218H19L18 216H16ZM36 217V216H35ZM34 217V218H35ZM41 217V216H40ZM79 217V216H78ZM120 217V216H119ZM162 217H165V216H163V214H162ZM173 217V216H172ZM171 217V218H172ZM180 217H182V216H180ZM189 217V216H188ZM193 217V216H192ZM194 217H196V218H198L197 216H194ZM23 217H22V219H24ZM33 218V217H32ZM80 218V217H79ZM170 218V219H171ZM174 218V217H173ZM177 218V221H178V218L179 217H176ZM175 218V219H176ZM216 218V217H215ZM218 218V217H217ZM21 219V218H20ZM21 219V220H22ZM163 219V218H162ZM169 219V220H170ZM181 219H183V218H181ZM180 219V221H182ZM12 222H15L14 220L15 219H13L12 218ZM79 220V219H78ZM83 220H84V218H83ZM118 220V219H117ZM165 220V219H164ZM168 220V221H169ZM186 220V218L184 217V220L183 221H185ZM200 220H202V219H200ZM204 220V219H203ZM222 220V219H221ZM220 220V221H221ZM17 221H18V219H17ZM57 221V220H56ZM150 221H151V219H150ZM187 221H188V219H187ZM190 221H192V220H190ZM197 221V220H196ZM223 221V220H222ZM221 221V222H222ZM21 222V221H20ZM79 222V221H78ZM84 222V221H83ZM114 222L116 223V220H114ZM113 222V223H114ZM153 222V221H152ZM165 222V221H164ZM170 222V221H169ZM175 221H173V223H174ZM198 222V221H197ZM197 222H195V223H197ZM224 222L225 221H223L222 223H220V224H224ZM22 223V222H21ZM75 223H77V222H75ZM75 223H73L74 225H75ZM151 223V222H150ZM149 223V224H150ZM166 223V222H165ZM172 223V224H173ZM183 223V222H182ZM192 222H190V224H191ZM202 223V222H201ZM204 223V222H203ZM209 223V222H208ZM22 224H25V222L23 221V223ZM22 224H18V227H16L15 225H16V222L14 223V224H11V222L8 220V218H7V216L5 215V212L3 213V212H1V209H0V238H6L7 240H10V241H14V240H21L22 238H24V236H22L21 234H20V232H22V234H24V226L22 225ZM63 224H64V222H63ZM66 224V223H65ZM78 224V223H77ZM149 224H148V226H149ZM167 225H169L168 224V222L166 223ZM165 224V225H166ZM171 224V225H172ZM189 224V223H188ZM188 224H186V225H188ZM194 224V223H193ZM73 225V226H74ZM107 225V224H106ZM116 225V224H115ZM152 225V224H151ZM151 225H150V227H151ZM166 225V226H167ZM170 225V226H171ZM186 225H184V226H186ZM201 225V224H200ZM199 225V226H200ZM47 226H49V227H47ZM65 226V225H64ZM67 226V225H66ZM72 226V225H71ZM103 225L101 224V226H100V231H104V230H106V229H108L105 225H104V227H102ZM108 227H109V225H107ZM208 226V225H207ZM218 226V225H217ZM224 226H226V225H224ZM53 228V231L51 232V231H49V228ZM101 227H102V229L103 230H101ZM106 227V229H104ZM169 227V226H168ZM172 227V226H171ZM183 227V226H182ZM188 228H189V226H187ZM210 227V226H209ZM212 227V226H211ZM110 228H112L111 226H110ZM109 228V229H110ZM170 228V227H169ZM187 228V229H188ZM205 228V227H204ZM208 228V227H207ZM64 229V228H63ZM66 229V228H65ZM115 229V228H114ZM151 229V228H150ZM178 229H179V226H178ZM177 229V230H178ZM180 229H182V228H180ZM186 229V228H185ZM185 229H183V230H185ZM191 229V228H190ZM213 229V228H212ZM51 230V229H50ZM189 230V229H188ZM214 230V229H213ZM256 230V229H255ZM254 229H252V231H253V233H252V235L253 234H255L254 233V231H255ZM64 231V230H63ZM99 231V232H100ZM148 231V230H147ZM169 232H171L170 231V229L168 230ZM181 231V230H180ZM208 231V230H207ZM251 231V232H252ZM174 232V229H173V231H172V233L171 234H174L173 233ZM220 232V231H219ZM257 232H258V230H257ZM256 232V233H257ZM103 233V235H105L104 234V232H102ZM101 233V234H102ZM113 233H115V232H113ZM193 233V232H192ZM191 233V234H192ZM259 234H262V232L260 233V232H258ZM264 233V232H263ZM60 234V233H59ZM116 234V233H115ZM177 234H179V233H177ZM177 234H175V235H177ZM182 234H183V232H182ZM184 234H187V233H184ZM190 234V233H189ZM194 235H195V233H193ZM211 234V233H210ZM259 234H257V236H259ZM62 235V234H61ZM63 235H65V234H63ZM117 235V234H116ZM115 235V236H116ZM127 235V234H126ZM125 235V236H126ZM129 235V234H128ZM127 235V236H128ZM194 235L192 236V237H194ZM198 235V234H197ZM215 235V234H214ZM218 235H219V233H218ZM262 235H264V234H262ZM66 236V235H65ZM107 236V235H106ZM190 236V237H191ZM256 235H255V237H257ZM32 236H30V238H31ZM59 237V236H58ZM189 237V238H190ZM96 238H98L97 236H96ZM125 238L126 237H122V239L120 240V243H119V241H118V247L115 245V250H117L116 249V247L118 248V249H120L119 247H121L123 250H124V252H123V254H125V252H126V250H129V246H132L133 245V243H131L132 245H130L129 244V246H127V241L126 240H128V239H126L125 240ZM129 238V237H128ZM131 238V237H130ZM195 238V237H194ZM214 238H216V237H214ZM260 238H262L263 239V237H260ZM259 238V239H260ZM119 239V238H118ZM218 239V238H217ZM261 239V240H262ZM25 240V239H24ZM23 240V241H24ZM111 240V239H110ZM80 241V240H79ZM132 241H134L133 239H132ZM194 241V240H193ZM260 241V240H259ZM92 242V243H91ZM110 242V241H109ZM113 241H111L110 243H112ZM129 242V241H128ZM192 242V241H191ZM191 242H189V243H191ZM199 242V241H198ZM198 242H196V244L198 243ZM203 241H201V243H202ZM261 242V241H260ZM263 242V241H262ZM261 242V243H262ZM34 242H32V244H33ZM103 243H105V242H103ZM114 243H116V242H113V244ZM188 243V242H187ZM194 243V242H193ZM32 244H31V242L29 241L28 242V250L26 251V252H23L24 254H22L23 255V257H22V255L21 256H17L16 255V253H14L13 252V250L12 249H10L9 247H2V246H0V252H2L3 253V256H2V258H1V262H0V264H3V262H4V260H9L12 264H34L33 262H34V259H39V257L37 258V257H35V255H34V251H33V247H32ZM74 244H75V242H74ZM107 244V247H108V244L109 243H106ZM142 244V243H141ZM140 244V245H141ZM180 244V243H179ZM182 244V243H181ZM192 244V243H191ZM190 244V245H191ZM203 244H206V243H203ZM202 244V245H203ZM215 244V243H214ZM34 245L35 246H37L35 243H34ZM78 245H80L79 244V242H78ZM101 245H102V243H101ZM119 245H121V246H119ZM185 245H187L186 244V241H185ZM198 245V244H197ZM201 245V244H200ZM207 245V244H206ZM18 246V245H17ZM34 246V247H35ZM39 246V245H38ZM37 246V247H38ZM46 246V245H45ZM81 246H82V243H81ZM103 246V245H102ZM194 246H195V244H194ZM194 246H192L193 248H194ZM220 246V245H219ZM222 246V245H221ZM220 246V247H221ZM37 247H35L36 249H37ZM41 247V246H40ZM71 247V246H70ZM105 248H106V246H104ZM141 247V246H140ZM146 247V246H145ZM199 247V246H198ZM205 247V246H204ZM203 247V249H204V252H205V249H206V247L204 248ZM209 247V246H208ZM82 248V247H81ZM97 248H98V250H99V247L97 246ZM112 248H114V247H112ZM127 248V249H126ZM134 248V247H133ZM136 249H137V247H135ZM147 248V247H146ZM146 248H144L145 249V251L142 249H139V250H141L142 251V253H143V251L145 252V259H143L142 261H146V264H148L149 263V261H150V256H152V255H150L149 256V253H151V252H147V249ZM184 248H187V246H184ZM200 248H202V247H200ZM199 248V249H200ZM218 248V247H217ZM222 248V247H221ZM225 248V247H224ZM35 249V250H36ZM71 249V248H70ZM95 248L93 247V250H94ZM109 249V248H108ZM131 249V248H130ZM149 249V248H148ZM156 249H157V247H156ZM160 249V248H159ZM37 250H40V249H37ZM90 250V249H89ZM102 250V249H101ZM122 250V251H123ZM139 250H138V252H139ZM181 250H182V248H181ZM208 251H209V248L207 249ZM225 250V249H224ZM234 250H235V248H234ZM83 251V250H82ZM91 251V250H90ZM104 251V250H103ZM112 251V250H111ZM118 251V250H117ZM140 251V252H141ZM149 251V250H148ZM157 251H158V249H157ZM183 251H185V250H183ZM187 251V250H186ZM185 251V253H187ZM200 251V250H199ZM22 252V251H21ZM68 252H70V251H68ZM77 252H81V251H78L77 250ZM97 252H99V251H97ZM101 252V251H100ZM105 252V251H104ZM107 252V251H106ZM108 252H109V250H108ZM108 252H107V254H108ZM190 252V251H189ZM210 252V251H209ZM227 252V251H226ZM37 253V252H36ZM75 253V252H74ZM82 253H84V251L82 252ZM86 253V252H85ZM103 253V252H102ZM113 253V252H112ZM118 253V252H117ZM120 253V252H119ZM119 253L117 254V255H119ZM158 253H159V251H158ZM221 253V252H220ZM1 254V253H0ZM47 254V253H46ZM76 254V253H75ZM91 254V253H90ZM106 254V255H107ZM111 254V253H110ZM114 254V253H113ZM133 254H134V252H133ZM144 254V253H143ZM161 254V253H160ZM200 254V253H199ZM210 254V253H209ZM218 254H219V252H218ZM237 254V253H236ZM65 255V254H64ZM78 255V254H77ZM93 256H94V254H92ZM109 255V254H108ZM120 255L122 256V253H120ZM119 255V259H121L120 256ZM135 255H136V253H135ZM134 255V256H135ZM220 255V254H219ZM1 256V255H0ZM39 256V255H38ZM50 256V255H49ZM73 259L75 258V255L73 254ZM110 256V255H109ZM113 256H115V255H113ZM139 255H136V257L138 258L137 259V262H138V260L139 259H142V257L140 258V257H138ZM162 257H163V255H161ZM216 256V255H215ZM236 256V255H235ZM238 256V255H237ZM54 257V258H53ZM118 257V256H117ZM123 257V256H122ZM129 257V256H128ZM131 257H133V256H131ZM131 257H129L130 259H131ZM143 257V258H144ZM219 257V256H218ZM239 257H241V256H238V258ZM49 258V257H48ZM50 258V259H51ZM135 258V257H134ZM152 258H154L153 256H152ZM233 258H235L234 256H233ZM22 259V260H21ZM25 259V261H23ZM56 259V260H57ZM77 259V258H76ZM89 259V258H88ZM113 259V258H112ZM115 259H117V258H115ZM118 259V260H119ZM155 259V258H154ZM246 258H244L243 257V260H245ZM56 260H54V262H57ZM97 260V259H96ZM98 260H100V259H98ZM125 260V259H124ZM124 260H123V262H124ZM129 260V259H128ZM132 260H135L134 262H136V258L135 259H132ZM155 260H157V259H155ZM154 260V261H155ZM237 260V259H236ZM31 261H33V262H31ZM39 260H37V262H38ZM44 261V260H43ZM53 261V260H52ZM60 261V260H59ZM84 261V260H83ZM90 261V259L88 260V262ZM107 261V260H106ZM116 261V260H115ZM130 261V260H129ZM153 261V262H154ZM240 261V260H239ZM6 262V261H5ZM36 262V263H37ZM75 262V261H74ZM92 262V261H91ZM122 263V260L121 261H119V263ZM125 262H127V261H125ZM124 262V264H133L131 261L130 262H128V263H125ZM136 262V263H137ZM141 262V260L139 261V263ZM157 262H158V260H157ZM156 261H155V263H152V264H156L157 263ZM166 262V261H165ZM203 262V261H202ZM208 262V261H207ZM213 262V261H212ZM53 263V262H52ZM84 263V262H83ZM138 263V264H139ZM141 263H143V264H145V262H141ZM140 263V264H141ZM164 263V262H163ZM238 263V262H237ZM241 263V262H240ZM243 263V262H242ZM6 264H8V262L6 263ZM38 264H40V262H38ZM48 264V263H47ZM49 264H50V262H49ZM56 264H58V263H56ZM64 264H67L66 262L64 263ZM75 264H77V263H75ZM113 264H115V263H113ZM150 264V263H149ZM157 264H162V261H159ZM206 264V263H205ZM209 264H211V263H209ZM213 264V263H212ZM224 264H225V262H224ZM235 264V263H234ZM244 264V263H243Z\"/></svg>",
	"mask_w": 264,
	"mask_h": 264
}]
</instances>
